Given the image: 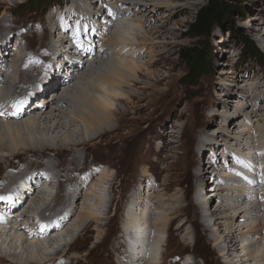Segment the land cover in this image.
<instances>
[{
  "label": "rangeland",
  "instance_id": "rangeland-1",
  "mask_svg": "<svg viewBox=\"0 0 264 264\" xmlns=\"http://www.w3.org/2000/svg\"><path fill=\"white\" fill-rule=\"evenodd\" d=\"M76 1L79 2L80 0ZM76 1L39 0V3L35 4L36 0H0V25L3 26L4 30L6 31L3 32L0 28V36L3 33V37H0V50L2 47H7L9 49V55L6 56L7 58L2 60L3 67H7L4 77L9 74L8 70L16 68L15 65L18 61L16 62L15 59L18 58L19 60H23V57H25L24 54L27 51H38L41 53V55L43 52L44 56L46 53L48 57V55L52 54L54 51L51 49H57L55 44L57 43L59 36H63L61 34L66 33L71 35V32L73 30H77L78 28L85 34L91 29L89 27H87L89 28L87 29L82 25L84 23V20H82L83 17L86 18V15L88 14L86 11H82L81 14L79 13L78 16L80 18L78 17L72 23H69L71 20V15L68 19H65L66 17H64V14L67 12V10H73L76 13L79 12V7ZM109 1L110 0H93V3H90L91 8H89V12L92 15H94V12H100V16L96 17L95 20L92 19L90 22L85 20L86 22L91 23L96 28V30L99 31V34H102L103 30L109 31L106 33V40L110 39L111 33L115 30V28L111 29V25L113 23L112 20L110 21V19H104L108 7H110ZM162 1H159V6H161L160 11L155 13L153 16V18H155L154 20L156 22V26L159 28L161 27V30H159L160 33L162 32V34L158 35L155 30L152 31V36L149 38L151 45L146 46V51L150 52V54H147L146 51H143L139 59H135L138 60L136 61V64L142 69L143 75L139 79H136L135 76L133 77L132 75V80L129 81H138L143 86H145V91L143 89V91L138 88H136L137 90L135 89L136 95L138 93L140 95L138 94V98H135L132 94L133 97L127 100L128 106H130L128 107L129 109H126L125 106H122L121 104L119 105L118 103L110 101L114 107L118 104V107L129 111L126 113L125 123H118L116 125L118 129L112 130L111 132L107 133L108 135H102V137L95 139V141H87L88 138L86 139L81 135L78 140L76 139L75 142L79 143L80 141V143L84 145H80L83 147H79V149L74 152L67 149H63L61 151L51 149L43 152L46 154L43 157L42 154L32 155L33 153L28 151L26 154L20 153L15 155L13 160L4 162L0 161L1 185L6 183L4 181L7 175L15 173L14 170L16 168H20L16 172L17 174L25 173L28 170L30 171L33 166L35 168H42L44 164H47L50 161H53L54 163L57 162V171L60 172L61 176L64 174L62 171L67 169L68 166H70V163L79 166L78 169L84 168V170L80 173L81 176L85 173L92 172V177L90 178L91 180L88 183L89 189L93 188V183L96 182L102 173L105 172V175L108 176V181L101 182L98 187H95V189L92 190L90 196H88L86 199L84 198L87 203V213L92 216L95 215L101 219L97 223L91 225L89 228L90 231L88 232L89 234L84 232L81 233V229H78L81 227H75L73 230H71V232H69V234H65L64 237H61V240L58 241L59 243L61 242L60 246L62 245V249L60 246V248L56 247V250L58 248L61 249L58 253L55 252L56 250L52 249H50L52 250L51 252L48 251L51 254L54 253V257L52 255L49 256V258L51 257L50 262L47 261L48 259L45 261V258H47L45 256H47L49 253L45 249L46 246L43 244L45 243L44 238V242H41V247L44 249V251H38L36 254V251L34 250V256L36 255L37 259H42L44 257L41 262L43 264H79V262L80 264H124V261L128 262V258L130 259L133 257V253L131 256L128 253L127 248H123L125 247L124 242H122V238L120 237H122L123 226L128 228L126 225L128 222L127 216L134 214V216H136L137 210L139 209L138 204H140L138 202L139 197L148 196L152 199V202L154 201L153 213L154 215H157H153L152 222L155 223V220L165 218L164 216H166V214V217H168L166 219V227L164 228L166 230H155L153 224L151 226H145L147 230L145 232L146 234H144L145 240L147 239L150 247H154V250L152 249V253L157 255L155 259L151 258L150 261L152 264H228L231 258L226 260V256L223 254V252H221L222 246H219V242L216 238L217 235L220 234V232L221 234H226L232 229H237V225H242L241 229H244L245 231L247 226L250 228L256 226L260 222L262 223L264 218V65L259 64L257 59L244 51L245 46L243 42L245 40L251 41L253 46L261 54H264V0H224L227 5L235 7L232 17L229 18L230 23H232L233 26L231 31L229 29L230 26L222 27L221 25L215 23L207 35L195 38H191L189 36L190 25L194 22L199 10L206 6L208 0H190L189 2H179V4L169 3L168 0ZM103 5L107 6V8L103 9ZM117 6V10L115 11L112 9L111 13L114 15L113 17L115 19L118 18L115 26L117 23H119L118 25L122 27L119 31V35L123 36H121V38H124L127 41H131L135 44L141 42V39L143 38L142 31H137L140 21H137L136 18H132V15L121 17L123 11L126 9L119 7L120 4ZM127 12L129 13L130 10ZM91 14H89L88 17H90ZM102 15L106 25H104V22L102 26H100V23L103 21ZM80 21L81 23L79 25ZM98 21H100V23H98ZM120 21L123 22L121 23ZM100 27L103 29L101 30ZM143 27H145V30L151 29L146 25H143ZM109 29H111V31ZM54 30L57 31L55 35H53ZM164 30L167 32L164 33ZM229 33L230 35H228ZM24 34L28 38L27 40L22 38ZM88 35L89 38L84 36L85 39L83 42L88 43L87 40H91L93 41V45H97L99 41L98 32L90 33ZM55 38H57V41ZM66 42L68 43H65V45H70L69 41ZM76 43L80 44V42H75L74 47H78ZM14 44H20L17 50H21V53L17 57L11 56L14 50H16L13 48ZM204 44H207L212 51L210 70L208 73L201 75L196 83H187L186 78L189 76V69L179 57L180 50L189 47L202 48ZM72 51L73 49H68L67 46L66 55L65 53H55V55L53 54L51 58L44 57L41 58V60H38L40 63L38 61L36 62V71L33 75L32 82L30 84H24L25 86H22L18 94L20 93L22 95V93H26L28 90L32 91L34 85H37V82L43 77L42 75L45 74V71H49L51 74H53L48 66H53L55 60H65V58L62 57H68V55L70 56L69 58L74 59V55L69 53ZM76 53L79 55V57L81 56L77 51ZM126 54L123 53L120 58L125 61L128 60L127 58H129V54ZM88 55L89 54H87V56ZM80 61L81 59L75 55L74 63H78ZM85 61H83L81 64V66L85 65L84 71L89 70L86 68L87 62L88 68L92 66L91 63L94 64V60L91 58ZM89 64L91 66H89ZM98 66V68L95 66L96 71L99 70L97 73L96 71H92L95 69L91 68L92 70L87 73V77L83 76L82 79L87 83V85H90V82L94 83V85H99L98 80L102 77L100 74H103L104 66H101L103 67L102 69L100 68V65ZM109 66H111V69L114 67L112 70L115 72L112 71L110 74L108 72L105 76L118 78L116 75H118L117 73L120 71L117 70L113 65ZM65 67V70H67L69 67L75 66L66 65ZM76 76H78L76 79L78 83H76L75 80V85L73 83V88L70 89L72 91L68 94L66 92L63 97L67 94L68 97L70 96L69 98H74L76 94L79 93L77 92V88L80 90L85 88L89 89L87 85H84L85 83L83 80L81 81L83 83L79 82L78 79L80 78V74H77ZM92 77L95 80L92 79ZM123 77L122 78L125 79L126 76ZM70 79L71 78L68 80ZM42 80L43 78L41 81ZM68 80L66 79L61 83H58L57 80L56 84L58 83V86L54 89H52L54 87L52 85L55 82L47 86L51 92H57V96H59L61 95L59 94L61 89L63 90L61 86ZM46 81H50V79H47ZM46 83L47 82H45L43 86L46 85ZM257 83L260 84L257 85ZM227 84H231L233 91L239 93L241 96L247 93L250 96L249 99L245 98L243 100L241 98L242 102L240 101L238 103L229 104V106L224 104L222 101L224 99L223 95L226 96V94H229L228 89L225 86ZM59 87L61 89L58 90ZM42 90V92H44V89ZM124 90L128 92V89ZM115 91L116 90H114V92ZM93 93L95 94V92ZM115 93L119 94L120 91H116ZM140 96L142 97L140 98ZM235 98L240 99L238 95H234L229 97V100H233ZM251 99H253L254 102H252ZM251 103H254V105L257 106L252 118L248 116L249 112L252 110L250 109ZM222 104H224L223 107H228L230 109L227 112H230L231 114L235 112L234 107H237V109L243 108V111L245 110L244 114L237 117L235 116L233 118L229 116V123L226 124V128L224 130L226 132L228 131L232 136L231 140H226L222 134L217 133L219 122L222 120L221 118H223L225 114V111L221 110L222 106L220 108V105ZM63 108L66 110V107ZM245 108H247V110ZM50 110L51 109H49L48 112ZM142 113H144V115ZM82 114L84 115L85 113L83 112ZM237 119L242 120H239L240 126L238 127H236L235 124ZM5 122L6 121H4V123ZM38 123H41V121H38ZM114 123L115 122H112V124L109 123L107 125L108 128H115ZM221 123H223V121ZM1 124L2 123H0V134L4 135L7 130L5 127H3V124ZM247 124L248 127L251 128L250 131L252 133L249 132L250 134L245 133V126L247 127ZM76 126L79 127L80 124H76ZM8 128L11 129L10 126H8ZM172 131L175 133H171ZM241 131L244 132L241 133ZM60 132L63 133L62 130ZM142 133L145 134L143 135ZM238 133L239 135H237ZM19 134L21 136L24 134L22 129L19 130ZM243 134L246 136L245 139H249L248 141L250 146L246 149L244 147L242 149V144L237 145L236 141L234 140V138H241ZM140 136L142 137L139 138ZM3 137L5 138L6 136L4 135ZM110 139L113 141L111 142ZM84 140L86 143H83ZM72 143L73 142L70 141L71 146ZM189 148H194L199 156L204 151L206 152V154L203 155V159L201 158V160L204 161L201 163V165H203V169H205L203 173H205L207 179H205L204 182L198 184L199 187L196 185V181H198L197 175L202 173H198L199 171L197 170V168L200 166V157L196 156L193 160L185 159ZM226 152H229L230 155H228ZM222 153L226 154L225 157L220 156ZM236 153L239 155V157L240 155L243 158L245 157V159H247L251 165V167H248L246 164L242 163L243 165L241 164V166L244 168L242 169V167H240L242 170L241 173H239L240 175L234 174V163L227 161V159H231L233 161ZM0 155L5 156L7 155V152L2 151ZM73 156L77 158L76 160L72 161ZM215 159H217L216 163ZM16 161L19 162L18 166H15L14 164ZM26 161L33 163L31 169H21V164L24 165ZM72 164L70 168L73 167ZM183 167L186 169L188 167L187 173L186 171L184 173ZM260 167L262 171L260 170ZM244 174L246 175L245 177ZM73 175L75 180L73 183H71L70 188L75 187L76 181L79 179L78 175ZM73 175H70V178ZM84 177L87 176H83V178ZM246 177H251L252 184L250 183V186L246 185V183L243 181V179ZM236 182H240V188L244 189L241 191L242 195H240L242 196V199L238 197L240 199V203L242 202L239 204L242 208H251V212L253 213L249 215L250 219L248 220L244 219L243 221H235V226L229 224L226 227H223L221 222L224 220L210 219L209 216L211 213H219L221 216H223L233 212L231 209L233 206H229V204H227L228 202L223 199L229 191L230 192L228 194H231L234 192V190L227 191L225 190L224 185L231 186L233 184V186H237ZM80 183L81 182L79 181V184ZM59 185H57L56 181L54 180L53 183L47 187L46 194L44 195L45 201L40 202V206L36 207L37 209L35 207L32 208L34 210L28 214L29 217H27V220L33 217L36 213H38V215L42 213V210L45 208L46 204L54 199L57 187L59 191L58 196L61 197L62 187ZM12 187L13 185L11 188ZM214 188L217 190L213 192L212 190ZM206 193L208 196H205ZM63 194L65 195L64 190ZM199 200L203 203V211L198 210V203H201L198 202ZM23 202L24 201H22L19 206H21ZM101 202L103 204H101ZM173 202L175 203L172 205ZM258 202H260L259 205ZM80 203L81 202H79V205ZM175 206L181 207L182 210H185V212H183L182 215H175L180 211V209H173ZM56 207L57 206H53V210ZM18 208L12 209L11 219L22 215L16 212ZM80 208L82 207H78L76 216L79 214V211H82ZM96 208L98 210H96ZM129 208L132 209L128 210ZM57 209L58 208H56L53 213ZM63 214H66V210L61 213V217ZM170 215H173L172 218ZM35 216H37V214ZM260 217L263 218L260 219ZM169 218L171 220H169ZM174 218L178 219H175V222L169 224V222L173 221L172 219ZM187 219L190 220L189 222L196 221L197 226H190V224H185L183 226V223ZM85 223H88L87 220ZM58 224L62 227V232L66 231V226L64 223L62 224V222L58 221ZM206 226L207 229H204ZM262 226L264 225L262 224ZM30 228H33V226H30ZM10 231L8 233L10 236L13 235L14 232L15 234L18 232L17 235L22 238V232L20 233V231H15L13 229ZM132 232L134 231L132 230ZM154 232L157 233L155 234ZM169 232L170 238H168L167 234ZM235 232L236 234H234L233 242L225 244V246L230 245L228 250L232 252L233 248L231 245L234 244L239 247L251 246L249 248L250 252L255 251L259 256L256 258L257 261L251 262L249 264H264V254H262L264 253V229L259 236H254L253 233L244 236L241 234L238 236V231ZM149 235V238L151 239L148 238ZM36 236L43 237L42 234H38ZM65 236H70L72 238L75 237V240L66 244L64 240ZM155 236H157V239H162L161 243L163 244H158V242L153 241ZM27 240L29 242L33 239L28 238ZM217 246H219V248ZM116 248H119L118 251ZM0 250H5V252H8L9 250L13 251L9 240L6 239V237L0 239ZM121 252L124 253L121 254ZM146 252L147 251H145L143 254L138 251V254L143 257V259H148ZM15 253L18 256L20 255L19 257H26L25 254L22 255L20 252L15 251ZM44 253H47V255ZM148 253L151 256V253ZM239 253L243 254V251L241 250ZM4 262L6 264H10L9 261L0 260V264H5ZM35 263L38 264L40 262L37 260Z\"/></svg>",
  "mask_w": 264,
  "mask_h": 264
},
{
  "label": "bare ground",
  "instance_id": "bare-ground-1",
  "mask_svg": "<svg viewBox=\"0 0 264 264\" xmlns=\"http://www.w3.org/2000/svg\"><path fill=\"white\" fill-rule=\"evenodd\" d=\"M159 1H162V0H110L109 1L110 7H108V9H107V13L105 14L104 19H110V21L112 20L113 23L111 25V29L115 28V30L114 31L112 30L113 32L111 33L110 39H108V40H106V35H107L106 33L109 31L103 30L102 34H99V31H97L96 28L91 23L86 22V21L90 22L92 19L95 20L96 17L100 16V12H94V15H92L89 12V8H91L90 3H93V0H80L79 2L76 1V3L78 4V7H79V12L76 13L73 10H67V12H65V14H64V17H66L65 19H68L71 15V20H70V22L69 21L68 22L72 23L79 17L78 16L79 13L81 14L82 11H86V12H88V14L86 15V18L83 17L82 20H84V23L82 25L85 26L86 28L89 27L91 29L88 32H86L85 34L79 28L77 30L72 29L73 31L71 32L72 33L71 35H68L66 33L65 34L67 36L65 34H61L63 36H59L58 41H57V38H55L57 41V43L55 44L57 46L56 47L57 49H55V48L51 49L54 51L52 54L48 55V57H47L46 53L44 56L43 52L41 55V53L36 51L37 52V55H36V52H29V51L26 52L25 51L26 53L24 54L25 55V57H23L24 59L19 60L18 58H16L17 60L15 59V61L16 62L18 61L15 65L16 68H12V70H8L9 74L5 77H4L5 70L7 67L6 66L3 67V65H2L3 61L2 60H4V58H7L6 56L9 55L8 54L9 49L7 47L1 48L0 52L1 51L2 52L0 53V111H2L4 114L0 115V123H2L3 127H5L7 130V132L4 133V135L6 136L5 138L3 137L4 135L0 134V153L2 151L7 152V155H5V156L0 155V161L1 162L13 160L15 155L20 154V153L26 154V153H28V151L30 153H33L32 155H35V154L41 155L42 154L43 157L46 155L43 152H46V151L51 150V149H56L59 151H61L63 149H67V150H71L72 152H74V151L78 150L79 147H81V148L83 147L80 145H84V144H81L80 141H79V143L75 142L76 139L78 140V138L81 135L86 139L88 138L87 141H92V140L95 141V139L102 137V135L104 136L107 133L111 132L112 130L118 129L116 126L118 123L123 124L126 122L125 116H126V113L129 112L126 109H129L128 107H130V106H128L127 100L131 99V97H133V96L135 98H138V96L140 94L138 93L139 95L138 94L136 95V92H135L137 90L136 88L141 89V90L143 89L145 91V86H143L138 81L129 82L132 80L131 79L132 75H133V77L135 76L136 79L141 78V76L143 75L142 69L140 68V66H138L136 64L137 63L136 61H138V60H135V59H139L142 52L146 51V49H147L146 46L151 45V43H150L151 41L149 40V38H150V36H152L153 30H155L158 33V35L162 34V32L160 33L161 27L159 28L156 26V22L154 20L155 18H153L154 14L159 12L161 9V6H159ZM168 1H169V3H178L179 4V2L180 3L181 2H189L190 0H175V1L168 0ZM118 4H120L119 7H123L124 9H126L123 11V14L121 15V17H127V16L132 15L131 16L132 18H136L137 21H140V25L138 26L137 31L138 32H139V30L142 31L143 38L141 39V42L135 44L131 41H127L124 38H121L122 35L121 36L119 35V33H120L119 31L122 27L120 25H118L119 23H117V25L115 26V23L117 22L118 18L115 19L113 17L114 15L111 13L112 9H114L115 11L117 10ZM102 8L106 9L107 6L103 5ZM169 8H171V7H169ZM128 10H130L129 13L127 12ZM89 14H91L90 17H88ZM116 15H118V14H116ZM4 16H5V14H4ZM102 19H103V15H102ZM104 19H103L102 23H100V21H98V23L101 24L100 26H102V24L105 22ZM52 20H55V19H52ZM120 22L122 23L123 21H120ZM80 23H81V21L79 22V25H80ZM53 24H54V22H53ZM104 25H106V22L104 23ZM143 25L149 26L151 29L145 30V27H143ZM0 28L3 32H6L4 30L3 26H1ZM89 28H87V29H89ZM102 29L103 28H101V30ZM111 29H109V30L111 31ZM94 32L95 33L98 32V35H99V41L97 39V41H98L97 45H95V44L93 45V41H91V40H87L88 43L83 42V40L85 39L84 36H86V38L87 37L89 38L88 34L94 33ZM132 32H134V31H132ZM165 32H167V31L164 30V33ZM53 33H54L53 35H55V33H57V31L54 30ZM59 35H60V33H59ZM1 36L3 37V33L1 34ZM135 36H136V34H135ZM22 38L26 39V40L28 39L25 34L23 35ZM66 41H69L70 45H65V43H68ZM75 42H80V44L76 43L78 47H74ZM19 46H20V44H17V45L14 44L13 48H15L16 50H14V52L11 56L17 57L21 53V50H17V48ZM67 46H68V49L69 48L71 50L73 49V51L69 52V53L74 55V59L69 58L70 56L68 55V57H62V58H65V60H63V59L62 60L60 59L58 61L55 60L53 66H48L49 69H51V71L53 72V74H51V72H49V71H45V74L42 75L43 80L41 81V79H42L41 78L37 82V85H34V88L32 91L28 90L26 93H22V95L20 93L18 94V92L20 91L22 86H25L24 84H26V83L30 84L32 82L33 75L36 71V64H37L36 62L38 60H41V58H44V57H47V58L50 57L51 58V56H53V54L55 55V53L56 54L65 53V55H66ZM107 48H109V49H107ZM76 51L78 52V54L81 55L80 57H79V55H77ZM130 51H131V53H130ZM123 53L124 54L127 53L126 55L129 54L128 55L129 58H127L128 60L125 61V60H122V58H120ZM87 54H89V55L87 56ZM147 54H150V52H147ZM75 55H76V57L81 59L80 62L74 63ZM89 58L94 60V64L91 63L92 66L89 64V66H91L89 68H88V64H86V66H87L86 68L89 70L84 71L85 65L81 66V64L83 61L89 60ZM123 59H124V57H123ZM30 60L35 61V62L29 63ZM13 63H14V61H13ZM25 65H27V67H25ZM66 65H74L75 67H69L67 70H65ZM98 65H100L101 69L103 68L101 66H104L103 74H100V76H102V77L99 80L96 78L99 81V85H94V83H91V82H90V85L89 84L87 85V83L84 82V80L82 79L83 76H86L87 73L90 72V70L95 69V66H97L96 68H98L99 67ZM109 65L115 66V68L120 71L119 73H117L118 75H116V76H118V78H115V77L112 78L109 76H105V75H107L106 73L109 72V74H110L112 71H114V70H112V69H114V67H112V69H111L110 68L111 66H109ZM153 65H154V63H153ZM53 68H54V70H53ZM143 70H144V68H143ZM92 71L95 72L96 69L92 70ZM98 71H96V73ZM67 72H68V74H67ZM77 74H80V78L78 79L79 82L80 83L84 82L85 83L84 85H87V87L89 89L85 88L86 86L84 87L85 89H82V87H81L82 90L77 88L78 89L77 92H79V93L76 94V92H75L76 96L74 98H69L70 96L68 97L67 94L72 91L70 89L73 88V83H74V85H75V82L78 83L76 80L78 77V76H76ZM114 74H116V73H114ZM146 74H148V73H146ZM123 76H126L125 77L126 80L123 79L124 78ZM69 78H71V79L68 80ZM47 79H50V81H46ZM66 79L68 81L61 86V88H63V90L60 87L58 88V90L61 89V91H60L61 95L60 96H57L58 95L57 92L53 93V92H51V90H49V87L47 85H49L51 83L53 84L55 82L52 85V86H54L52 89H54L58 86V83H61L62 81L66 80ZM92 79H94V78L92 77ZM57 80H58V83L56 84ZM82 80H83V82H81ZM45 82H47V83H46V85L43 86V84ZM80 83H79V85H80ZM260 83H257V85ZM263 84H264V82H263ZM225 86L227 87L229 94L228 95L226 94V96L223 95L224 99L222 101L224 104H226L228 106H229V104L240 102L241 98L244 100L245 98L249 99V97H250L247 93L245 95L241 96L239 93L234 92L233 89L231 88L232 87L231 84H227ZM46 87H48V88H46ZM247 88H248V86H247ZM42 89H44V92H42L43 91ZM124 89H128V92L125 91ZM114 90L120 91V93L116 94L115 93L116 91L114 92ZM253 90H255V89H253ZM66 92H67L66 96L63 97V95ZM93 92H95V94ZM4 93H5V95H4ZM132 94H133V96H132ZM234 95H236V96L238 95L240 97V99L235 98L233 100H229V97L234 96ZM146 96H147V94H146ZM251 96H253V95H251ZM141 97L142 96H140V98ZM263 97H264V95H263ZM17 99H26L27 103L23 106V108L20 112L13 114L15 112V110L11 107V104L14 101H16ZM251 100H252V102H254L253 99H251ZM110 101L118 103L119 105L121 104L122 106H125L126 109L118 107V104H117V106L114 107V105L112 103H110ZM224 104L220 105V108L222 106L221 110H224L225 114H224L223 118H221L222 120L219 122V128H218L217 133L222 134L226 138V140H231L232 136L229 134L228 131L226 132L224 130L226 128V124L229 123L228 121H229L230 117L234 118L235 116L237 117L239 115H242V114H244L245 110L243 111L242 110L243 108L237 109V107H234L235 112L233 114H231L230 112H227L230 110L228 107H223ZM135 105H137V104H135ZM250 106H251L250 109H252V110L249 112L248 116L250 118H252L253 114L255 113L254 111L257 109V106H255L254 103H251ZM63 107H66V110H64L65 108H63ZM245 107H247V106H245ZM49 109H51V110L48 112ZM245 109L247 110V108H245ZM83 112L85 113L84 115L82 114ZM129 114H132V113H129ZM142 114L144 115V113H142ZM131 118H133V117H131ZM136 119H137V117H136ZM141 119H143V118H141ZM239 120H241V119H237V121H235L236 127L240 126ZM4 121H6V122L4 123ZM38 121H41V123H38ZM222 121H223V123H221ZM112 122H115L114 123L115 128L114 127L108 128L107 125L109 123L112 124ZM76 124H80V126L78 127V126H76ZM8 126H10L11 129H9ZM245 128H246V131H245L246 134H248L249 132L252 133L250 131L251 128L248 127V124H247V127L245 126ZM20 129H22L24 132V134L22 136L19 134ZM59 130L60 131L62 130L63 133L60 132ZM90 130H92L93 132ZM89 132H91L92 135ZM242 132H244V131H241V133ZM171 133H175V132L172 131ZM237 135H239V133ZM142 136H140L139 138H141ZM110 137H111V134H110ZM245 137L246 136L243 134V136L241 138H236V139L234 138L237 145L242 144V149H243V147L246 149L250 146L249 141H248L249 139H245ZM244 139H245V141L243 142ZM85 140L83 141V143H86ZM70 141L73 142L72 146L70 145ZM110 141L112 142L113 140L110 139ZM117 141H119V140H117ZM97 143H98V141H97ZM231 143H233V142H231ZM55 146H57L58 148ZM113 146H114V144H113ZM26 148H28V149H26ZM114 153H115V151H114ZM226 153L228 155H230L229 152H226ZM186 154H187V156L185 159H187V160H193V159H195L196 156L200 157V159L198 158L200 160V162H199L200 166L197 168V170L199 171L198 173H201V172L202 173L197 175L198 179L197 178L196 179L198 181H196L197 182L196 185L204 182L205 179H207V177L205 176V173H203V171L205 169H203V165H201V163H203L204 161L201 160V158L203 159V155H205L206 152L204 151L199 156L196 153L194 148H189ZM225 155L226 154H224V153L220 154V156H224V157H225ZM235 155L236 156H234L233 161L231 159H227V161H231L234 163L235 167L233 168V172H234V174L240 175L239 173H241V171H242L240 167H242V169L244 168L243 166H241L242 163L246 164L248 167H251V165L248 162V160L245 159V157L243 158V157H241V155L239 157V155L237 153ZM76 158L77 157L73 156L72 161L76 160ZM211 159H213V158H211ZM216 161H217V159H215V163H216ZM56 163H54L53 161H50L47 164H44V166L42 168H39V167L35 168L34 166L32 167L33 163L26 161L24 165L21 164V169H24V168L31 169V167H32V169L30 171L28 170L25 173L17 174L16 172L20 168H16L14 170L15 171L14 174H10V175L6 176L5 181H4L6 183L3 182L4 184H2V185L0 184V196L12 197L11 203H8L6 201H0V239L6 237V239H8L10 242V246L13 248V251L9 250L8 252H5V250H0V260L9 261L10 264H32V263L36 264L35 262L37 260H39L40 263H38V264H43L41 262H42L44 257L42 259H39V258L37 259L36 258L37 256L36 255L34 256V250L36 251V254L38 251L39 252L44 251V249L41 247V242L42 241L44 242V238H45L44 244L46 246L45 249L47 250V252L48 251L51 252L52 250H56L55 249L56 247L60 246L61 242L59 243V241L61 240V238L59 239V241L56 240L57 237H59L60 235H63L61 237H64L65 234H69V232H71V230H73L75 227H81V228H78V229H81V231H80L81 233L82 232L88 233L90 231L89 228L91 227V225L97 223L101 219L99 217H96L95 215L92 216L89 213H87L88 208H87V203H86L85 199L91 195L92 190L95 189V187H98L101 182L108 181V176L105 175V172L103 171L104 173H102L101 176L98 177L96 182L93 183L94 184L93 188L89 189L88 183L91 180L90 178L92 177V172L85 173L84 175L81 176L80 173L84 170V168L78 169L79 166H77L76 164L70 163V166L72 164L73 167L70 168V166H68L67 169L62 171V173L64 172V174H63V176H61L60 172L57 171ZM14 164H15V166H18L19 162L16 161ZM191 164H193V163H191ZM186 165H187V163H186ZM183 168H184L183 169L184 173H185V171L187 173L188 167H187V169L185 167H183ZM213 168H214V166H213ZM8 169H9V167H8ZM260 170H261V167H260ZM252 173H254V172H252ZM260 173H262V172H260ZM73 174L78 175L79 179L76 181V186L70 188L71 183H73L75 180ZM245 174H244V177L246 176ZM70 175H73V176H71V178H70ZM83 176H87V177L83 178ZM244 179H243V181L246 183V185L250 186L252 184L251 183V177L250 178L246 177ZM54 180L56 181L57 185L60 184L59 186L62 187L61 197L58 196L59 191H58V187H57V191L55 193L56 197L54 196V199L52 201H49L46 204L44 209L42 208L43 209L42 213L40 211V213H41L40 215H38V213H36L37 216L34 215L35 217L33 216V217L29 218V220H27V217H29L28 214L30 212H33V210H34L32 208H34V207L36 208L37 206L39 207L40 202L45 201L44 195L46 194V189H47V187H49L53 183ZM79 181L81 182L80 184H79ZM14 183H15V185H14ZM12 185H13V187L11 188ZM224 186H225V190H227V191L234 190V192L231 194H228L230 192L229 191L224 196V199H223V200L228 202L227 204H229V206H233L231 208L233 210V212L225 214L223 216H221L219 213L218 214L217 213H211L209 216L210 219L224 220L223 222H221L223 227H226L229 224L235 226V224H234L235 221L238 222V221H243L244 219L245 220L250 219L249 215L253 213V212H251V208H248V209L242 208L240 205L242 202L240 203V199L238 198V197H240V198L242 197V196H240V195H242L241 191L244 190V189L240 188L241 187L240 182L237 183V186H233V184L231 185L232 187L230 185L229 186L224 185ZM111 187H112V185H111ZM198 187H199V185H198ZM216 188H214L212 191L214 192L215 190H217ZM88 189H89V191L87 192ZM112 189H113V187H112ZM63 190L65 191V195L63 194ZM249 194H250V192H249ZM205 196H208L207 193L205 194ZM251 197H253V196H251ZM172 198H174V197H172ZM176 200H178V199H176ZM22 201H24L23 204L21 206H19ZM79 202H81L80 205H79ZM138 202L140 204H138L139 209L137 208L138 210H137L136 216H134L135 214L134 215H128L127 216L128 222L126 224L128 226V228L126 226H124L125 230H126L125 233H127L126 234L127 240H130L132 242L129 244V246L130 247L133 246V250H132L133 257H131L130 259L128 258V262L124 261V264H152L150 261L151 258L155 259L157 255H155V253H152L154 250V247L152 248V246H151L148 248L149 243L147 242V239L145 240V235H144V234H146L145 232L147 231L145 226H147V225L151 226L153 224V227L155 228V230L160 231V230H163L166 227L165 225L167 224V220H166L168 218V217H166L167 214H166V216H164L165 218L159 219L157 217L159 220H155L156 221L155 223L152 222V217L154 215V213H153L154 212L153 211V209H154L153 202L154 201L152 202V199L150 197H148V196L139 197ZM198 202H201V201L199 200ZM174 203L175 202H173L172 205ZM259 203L260 202H258V205H259ZM42 204H45V203H42ZM101 204H103V203L101 202ZM104 204H105V202H104ZM202 205H203L202 202L198 203V210L203 211ZM53 206H57L56 208H58L54 213H53V211L56 208L53 210V208H52ZM79 206L82 207V208H80V209H82V211H79V214H77V216H76L77 209ZM116 206H117V204H116ZM177 206H175L173 209H176V210L180 209V211L178 214L176 213L175 215H177V216L179 214L182 215L183 212H185V210H182L181 207H177ZM224 207H225V205H224ZM14 208L15 209L18 208V210L16 211L18 213L22 212V210H26V209L27 210L24 211L23 215H19L17 218L12 217L14 219L13 220V219H11V216H12L11 214H12V209H14ZM169 208H171V207H169ZM225 208H223V209H225ZM131 209L132 208H129L128 210H131ZM64 210H66V214H63L61 217V213H63ZM96 210H98V209L96 208ZM165 212H167V211H165ZM165 212H163V213H165ZM155 213H158V212H155ZM169 213H171V212H169ZM172 214H173V212H172ZM156 215L157 214H155L154 216H156ZM38 216L40 219L38 218ZM172 216H171V218H172ZM161 217H163V216H161ZM203 217H205V216H203ZM262 218L260 217V219H262ZM175 219H178V218L172 219L173 221H170L169 224L175 222ZM86 220L88 223H85ZM169 220H171V219L169 218ZM58 221L62 222V224L63 223L65 224L66 231L62 232V227L58 224ZM189 221L190 220L187 219L183 223V226L185 224H188V225L190 224V226L193 225L195 227L197 226L196 221H193V222H189ZM262 224L264 225V218L262 220V223L260 222L256 226L250 227V228H248V226H247V229L245 231H244V229H241L242 225H237V229H234V230L232 229L231 231H228V233H226V234L225 233L221 234V232H220V234L217 235L216 238H217V241L219 242V246L220 245L222 246L221 252H223V254L226 256V260L227 259L229 260V258H231V260L229 261L228 264H249L251 262L257 261L256 258H258L259 255H257L255 251L250 252L249 248L251 246L250 247H247V246L239 247L236 244H234V245H231V247L233 248V251L230 252L228 250L230 245L225 246V244L233 242L234 234H236L235 231H238V233H237L238 236L241 234L243 236L249 235L251 233H253L254 236L255 235H257V236L261 235L260 233L263 232V229H264V226H262ZM30 226H33V228H30ZM41 226H44V230H41ZM8 228H10V229H8ZM11 229H13L15 231L18 230V231H20V233L22 232L21 233V234H23L22 238H20L19 235H17L18 232L16 234L14 232L13 235L10 236L8 233ZM130 229H132L134 232H132V230H130ZM204 229H207V226ZM164 230H166V229H164ZM58 233H60V234H58ZM123 233H124V230L122 228V237H120V238H122V242H124L125 247H123V248L126 249L127 243L123 237ZM38 234H40V235L42 234L43 237L36 236ZM167 234H168V238H170V232ZM52 235H54L53 239L50 238ZM77 235H78V233H77ZM157 235H159V234H157ZM9 237H11V238H9ZM149 237H150V235L148 236V238ZM28 238H31L34 241L30 240L28 242V240H27ZM149 239H151V238H149ZM161 240L162 239H157V236H155L153 239V241L158 242V244L161 243ZM236 242H237V240H236ZM161 244H163V243H161ZM134 246L136 247V249ZM219 246H217V247L219 248ZM59 248L55 251L56 253H58L62 249V247H61V249H59ZM1 249H2V246H1ZM50 249H52V250H50ZM118 249H117V251H118ZM46 250H45V252H46ZM241 250L243 251V254L239 253ZM15 251L22 253V255L25 254L26 257H24V258L19 257L20 255L18 256L15 253ZM138 251H140V253H143V254L145 251H147L146 255H148V259H146V258L143 259V257H141L138 254ZM148 252L151 253L152 257L150 256V254ZM122 253H124V252H121V254ZM132 253H130V255ZM230 253H232V254H230ZM49 254L48 255H47V253L45 254V255H47V256H45V257H47V258H45V261H46V259H48L47 261L50 262L51 257L49 258V256H51V255L54 257V253L53 254L49 253ZM262 254H264V253H262ZM125 255H126V252H125ZM129 256H127V257H129ZM263 259H264V256H263ZM31 260H33L35 262H33ZM52 260H54V259H52ZM120 263H122V262H120ZM79 264H80V262H79ZM187 264H189V263H187Z\"/></svg>",
  "mask_w": 264,
  "mask_h": 264
},
{
  "label": "trees",
  "instance_id": "trees-1",
  "mask_svg": "<svg viewBox=\"0 0 264 264\" xmlns=\"http://www.w3.org/2000/svg\"><path fill=\"white\" fill-rule=\"evenodd\" d=\"M39 0H36L35 4H38ZM235 7L227 5L224 0H208L206 6L201 8L196 15L194 22L190 25L191 38L203 37L207 35L213 24H219L222 27L230 26V17ZM230 35V33L228 34ZM245 48L244 51L250 56L257 59L259 64L264 65V54H261L251 41L245 40L243 42ZM180 59L188 66L189 76L186 78V82L194 84L201 77L210 70V62L212 61L211 48L204 44L202 48L189 47L180 50Z\"/></svg>",
  "mask_w": 264,
  "mask_h": 264
},
{
  "label": "snow or ice",
  "instance_id": "snow-or-ice-1",
  "mask_svg": "<svg viewBox=\"0 0 264 264\" xmlns=\"http://www.w3.org/2000/svg\"><path fill=\"white\" fill-rule=\"evenodd\" d=\"M35 61H29V63H34ZM25 67H27V65H25ZM27 103L26 99H17L16 101H14L11 104V107L15 110V113H18L22 110L23 106ZM4 113L2 111H0V115H3ZM0 201H6L8 203H11L12 201V197H4V196H0ZM41 230H44V226H41Z\"/></svg>",
  "mask_w": 264,
  "mask_h": 264
},
{
  "label": "clouds",
  "instance_id": "clouds-1",
  "mask_svg": "<svg viewBox=\"0 0 264 264\" xmlns=\"http://www.w3.org/2000/svg\"><path fill=\"white\" fill-rule=\"evenodd\" d=\"M75 238V237H74ZM74 238H73V240H74Z\"/></svg>",
  "mask_w": 264,
  "mask_h": 264
}]
</instances>
